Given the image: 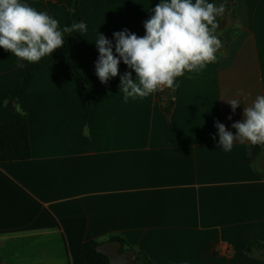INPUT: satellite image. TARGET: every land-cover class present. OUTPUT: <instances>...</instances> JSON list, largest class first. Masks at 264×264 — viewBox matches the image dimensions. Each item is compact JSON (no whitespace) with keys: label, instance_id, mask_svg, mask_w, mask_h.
Instances as JSON below:
<instances>
[{"label":"crops","instance_id":"obj_1","mask_svg":"<svg viewBox=\"0 0 264 264\" xmlns=\"http://www.w3.org/2000/svg\"><path fill=\"white\" fill-rule=\"evenodd\" d=\"M22 2L66 27L71 0ZM159 2L78 0L71 25L87 31L67 33L63 63L53 61L58 49L30 63L0 48V127L14 120L12 107L26 112L31 152L0 163V264H85L84 242L114 237L153 264H264L261 252L243 251L264 243V150L250 164L251 144L225 152L215 127L235 133L243 102L264 95V0H228L217 60L178 77L169 102L161 91L124 102L120 75L131 69L121 60L101 83L95 41L103 34L115 54L113 33L143 36ZM45 63L8 102L22 75ZM75 63L93 91L66 67ZM241 90L233 112L225 100Z\"/></svg>","mask_w":264,"mask_h":264},{"label":"clouds","instance_id":"obj_2","mask_svg":"<svg viewBox=\"0 0 264 264\" xmlns=\"http://www.w3.org/2000/svg\"><path fill=\"white\" fill-rule=\"evenodd\" d=\"M227 3L228 0L219 4L209 0H160L144 21L143 36L128 29L113 33L115 54L112 42L100 33L95 41L99 52L95 69L100 82L107 83L118 76L122 60L131 69L120 75L119 90L124 102L174 90L178 87L176 79L185 72L202 71L217 60L216 53L222 47L216 35L218 17L226 13ZM86 31L83 21H73L70 27L60 29L57 19L22 0H0V48L18 61L37 63L64 45V33ZM242 96L241 90L236 98L225 100L233 112L243 102ZM243 104L242 120L231 125L235 133L219 121L215 123L219 147L225 152L231 151L236 142L264 145V95Z\"/></svg>","mask_w":264,"mask_h":264},{"label":"trees","instance_id":"obj_3","mask_svg":"<svg viewBox=\"0 0 264 264\" xmlns=\"http://www.w3.org/2000/svg\"><path fill=\"white\" fill-rule=\"evenodd\" d=\"M78 0H71L70 10L67 20L66 27L71 25L72 9L76 6ZM64 45L59 48L54 56L53 61L63 63L61 55L66 46L67 33H64ZM45 64H33L19 79L17 88L15 91L6 96V100L13 104H17L24 94L29 90L30 84L32 83L36 73ZM72 76L78 81L84 88L93 91L94 87L91 82L84 77L77 67V64H73L72 67L66 66ZM12 113L14 120L8 124L0 127V163L1 162H13V161H25L30 159V142L28 137V124L26 112L12 107ZM264 150V145H249L248 146V162L254 164L256 158L260 155L261 151ZM257 171H259L257 169ZM110 241H118L122 244V252L125 251L123 248L125 243L119 237H114ZM100 243L89 240L81 245V256L85 264H109L106 256L98 253L96 247ZM243 251L247 254L259 251L264 256V243L258 241H246L243 244ZM136 264H153L151 260L142 252H136L134 256Z\"/></svg>","mask_w":264,"mask_h":264},{"label":"water","instance_id":"obj_4","mask_svg":"<svg viewBox=\"0 0 264 264\" xmlns=\"http://www.w3.org/2000/svg\"><path fill=\"white\" fill-rule=\"evenodd\" d=\"M171 89L163 91V99L169 102ZM122 250V244L118 241H108L96 247V251L107 257L109 264H136L133 250Z\"/></svg>","mask_w":264,"mask_h":264},{"label":"built area","instance_id":"obj_5","mask_svg":"<svg viewBox=\"0 0 264 264\" xmlns=\"http://www.w3.org/2000/svg\"><path fill=\"white\" fill-rule=\"evenodd\" d=\"M49 1V0H48ZM51 1V0H50Z\"/></svg>","mask_w":264,"mask_h":264}]
</instances>
